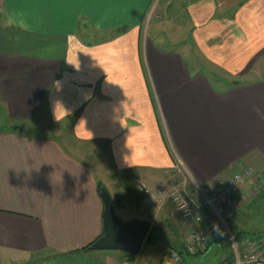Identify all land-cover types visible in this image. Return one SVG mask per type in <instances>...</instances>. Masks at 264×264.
Segmentation results:
<instances>
[{
    "label": "crops",
    "instance_id": "0c3cea01",
    "mask_svg": "<svg viewBox=\"0 0 264 264\" xmlns=\"http://www.w3.org/2000/svg\"><path fill=\"white\" fill-rule=\"evenodd\" d=\"M151 2L0 0V264L127 259L84 251L102 235L101 188L121 220L155 228L136 264H158L171 247L181 264L230 249L219 240L189 251L190 225L170 202L159 212L144 201L137 185H177L181 168L188 183L216 189L242 165L264 167V80L254 76L264 72V0H158L169 22L185 23L171 52L144 42ZM43 111L69 124L71 146L24 131ZM92 143L107 154L98 174L85 161ZM263 203L264 192L231 220L232 232Z\"/></svg>",
    "mask_w": 264,
    "mask_h": 264
},
{
    "label": "built area",
    "instance_id": "2783aa9c",
    "mask_svg": "<svg viewBox=\"0 0 264 264\" xmlns=\"http://www.w3.org/2000/svg\"><path fill=\"white\" fill-rule=\"evenodd\" d=\"M251 172V168L242 165L227 183L216 189L193 183L195 197L188 198L191 203L194 202L192 208L187 206L188 201L178 194L176 188L167 192V197H171L182 218H190L196 225L195 228L190 229L186 238L185 244L189 251L203 247L213 233L223 231L232 250V264H264V245L257 241L238 242L228 228V221L241 211L252 194L264 189V171H261L263 174L259 172L254 179L257 186L246 189L245 192L240 191V185L248 180ZM181 186L184 190L187 186L186 181L181 183ZM138 191L144 197V201L161 203L162 197L164 198L160 190L152 191L142 184ZM180 262L179 254L169 250L158 264H180ZM118 264L136 263L134 260L124 259Z\"/></svg>",
    "mask_w": 264,
    "mask_h": 264
},
{
    "label": "rangeland",
    "instance_id": "374dc122",
    "mask_svg": "<svg viewBox=\"0 0 264 264\" xmlns=\"http://www.w3.org/2000/svg\"><path fill=\"white\" fill-rule=\"evenodd\" d=\"M163 12L164 10L160 8V4L158 5V0H152L150 7L145 14V17H144V20L141 26V34L144 36V42L150 41L152 44L154 43L158 48H160L162 51H165V52L180 50V47H179L180 42H177L179 41L177 39L180 38L179 36L182 37V33L185 28V25H184L185 23L178 24L176 21L169 22V19L167 17L168 14L163 13ZM79 30L80 28H78V33H79ZM187 35L189 38V33H187ZM141 41L143 42L142 37H141ZM185 45L186 46L184 48L186 49L190 48V47H187L188 45L186 42H185ZM212 72L214 73L213 76L211 74L207 76H209L208 78L209 81L213 85H216L213 78H217V77L222 78V77L220 74H218L219 72L217 73L216 69L212 68ZM254 74H255L254 76H256V79L264 80V72L261 74H256V73ZM226 80L228 81L227 77H226ZM217 85L221 88H224L223 86H225L224 82H222L221 80L217 83ZM31 124L33 125V128L29 126H23L25 129L24 131L30 136L31 135L32 136H44L48 134L60 140V142L65 143L66 146H71L69 144H71V142L73 141L71 140L70 142V138L74 140V136L70 135L71 127L69 126V124L60 123L58 126H55L54 124H52L50 115L46 111L41 112L39 117L38 116L35 117V119L32 121ZM87 147L91 149L90 150L91 156L87 160L85 159V161L88 165L92 166L95 172H97L98 174L99 172L96 169L97 168L96 166L105 167L107 165V161H108L107 154L103 151V148L100 144L92 143V144H89V146ZM244 166H248L249 168H251L252 172L249 175L248 180L242 183L244 187L243 189L240 188V191L242 192H245L246 189H249V188L251 189L252 187L257 186L254 179L259 172L263 174V172L261 171H264V167H261V165L259 167H252V165L250 166L244 165ZM178 171L180 174V179H179L178 184H181L184 181H186V184H188L189 179L186 176L187 175L186 172L183 171L181 168L178 169ZM103 178L104 177H101L100 180H102L104 183L107 184V186H109L110 189L108 188V190H110V192L113 194L114 189L109 185L110 180L108 178H104V179ZM140 184L145 185L143 183H140ZM140 184L137 185V190L139 189ZM167 189L168 188H165V190ZM263 192H264V189H262L260 192H254L252 196L250 197L248 203L241 209V211L242 212L245 211L255 199L261 196ZM156 204L160 207V210H158L160 212L164 208L163 204H160V203H156ZM165 204L166 203H164V205ZM124 205H126V203H124ZM172 205L174 206V204ZM121 216L124 217L123 214H121ZM235 222L237 225L236 228L237 230H241L240 233H242L241 237L243 238L251 239L253 235H256L258 233H261L263 235L264 234V203L258 206L255 211L249 212V214L246 217L238 218L237 220H235ZM228 225L230 229L233 230L231 226L232 225L231 221L228 223ZM191 226H193L194 228L196 227L194 223H192ZM188 233H187V236H188ZM163 235H166L168 237V234H163ZM143 246L147 247V244H143ZM141 251L145 253V250H143V248L141 249ZM112 252L121 253L120 251L119 252L112 251ZM231 254H232L231 249L215 250L214 248L211 247L208 250V252H206L204 255L195 256V257L185 256L184 264H223L222 261L226 260Z\"/></svg>",
    "mask_w": 264,
    "mask_h": 264
},
{
    "label": "water",
    "instance_id": "95a60500",
    "mask_svg": "<svg viewBox=\"0 0 264 264\" xmlns=\"http://www.w3.org/2000/svg\"><path fill=\"white\" fill-rule=\"evenodd\" d=\"M99 197L103 206L102 235L91 245V250L120 251L136 256L149 231V222L141 219L123 221L116 215L108 191L101 188Z\"/></svg>",
    "mask_w": 264,
    "mask_h": 264
},
{
    "label": "trees",
    "instance_id": "16d2710c",
    "mask_svg": "<svg viewBox=\"0 0 264 264\" xmlns=\"http://www.w3.org/2000/svg\"><path fill=\"white\" fill-rule=\"evenodd\" d=\"M11 130H15V131H19V130H22V126H19V125H15L14 127H12V129ZM100 186L101 185H99L98 187L100 188ZM173 188H176L177 189V191H178V194L181 196V197H183V198H185L187 201H188V203H187V206L189 207V208H192V206H193V203L194 202H192L191 203V201L188 199V198H193V197H195V189H194V186L191 184V183H188L187 184V187L183 190V187L181 186V184H177V185H174V186H171V187H169L167 190H165V189H163V188H156V189H158V190H160L161 191V193L163 194V196H164V198L162 197V200H163V202L164 203H166V202H170L171 204H174L173 202H172V199H171V197H167V192H169L171 189H173ZM186 194V195H185ZM166 200V201H165ZM174 207H175V205H174ZM176 209V208H175ZM239 213V212H238ZM237 214V213H236ZM236 214L233 216V218L231 219V220H233L234 219V217L236 216ZM179 217H180V220L181 221H183L184 223H187L188 225H190V227L192 228L193 226H191L192 225V220L190 219V218H182V216H181V214H179ZM231 220H229L228 221V223L231 221ZM190 228V229H191ZM194 228V227H193ZM228 228H229V230H230V232L233 234V236L235 237V240H237L238 242H241V241H254V242H256L257 241V239H256V237L253 235V237L251 238V239H249V238H243V237H241V235L242 234H234L233 232H232V230L230 229V227H229V225H228ZM155 230V228L153 227V228H151V233L153 232ZM149 233H150V231H149ZM150 233V234H151ZM149 239H150V235H148L147 237H146V241L145 242H147V241H149ZM219 240H221L222 241V243H223V245H221V246H223V247H226V246H228L229 248H230V245H229V243H228V241H227V237H226V233L225 232H218V233H213L210 237H209V239H208V241L205 243V245L203 246V247H201L200 248V250L202 251L203 250V252H205V250H207L210 246H212L213 244H215L216 242L215 241H219ZM257 242H259V241H257ZM93 244V243H92ZM91 244V245H92ZM91 245H89V246H87V247H85L84 248V251H90L91 250ZM207 245H208V247H207ZM169 250H174V251H176L178 254H179V256H180V258H181V261H182V256H181V254H182V252L180 251V250H178L177 248H173V247H171L170 249H168V251ZM83 251V252H84ZM167 251V252H168ZM166 252V253H167ZM194 253V252H193ZM192 253V255L194 256V255H197V254H193ZM125 257L127 258V259H129V260H133L134 258H135V256H128L126 253H125ZM232 260H233V255L231 254L225 261H223V264H232ZM180 264H181V262H180Z\"/></svg>",
    "mask_w": 264,
    "mask_h": 264
}]
</instances>
